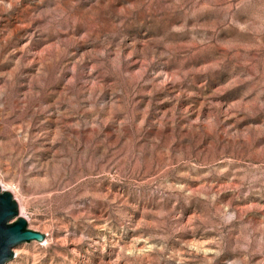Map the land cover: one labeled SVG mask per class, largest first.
<instances>
[{"label":"rangeland","instance_id":"1","mask_svg":"<svg viewBox=\"0 0 264 264\" xmlns=\"http://www.w3.org/2000/svg\"><path fill=\"white\" fill-rule=\"evenodd\" d=\"M0 187L8 264H264V0H0Z\"/></svg>","mask_w":264,"mask_h":264},{"label":"water","instance_id":"2","mask_svg":"<svg viewBox=\"0 0 264 264\" xmlns=\"http://www.w3.org/2000/svg\"><path fill=\"white\" fill-rule=\"evenodd\" d=\"M35 241L44 243L46 235L29 228L12 193L2 191L0 187V264L12 261L18 246Z\"/></svg>","mask_w":264,"mask_h":264},{"label":"bare ground","instance_id":"3","mask_svg":"<svg viewBox=\"0 0 264 264\" xmlns=\"http://www.w3.org/2000/svg\"><path fill=\"white\" fill-rule=\"evenodd\" d=\"M2 191H4L2 188H1ZM22 214V213H21ZM22 216V215H21ZM36 242V241H35Z\"/></svg>","mask_w":264,"mask_h":264}]
</instances>
